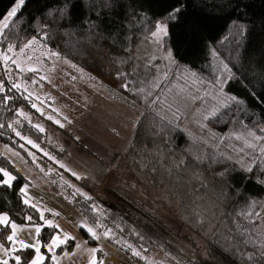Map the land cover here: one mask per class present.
<instances>
[{
  "label": "trees",
  "instance_id": "trees-1",
  "mask_svg": "<svg viewBox=\"0 0 264 264\" xmlns=\"http://www.w3.org/2000/svg\"><path fill=\"white\" fill-rule=\"evenodd\" d=\"M63 2L26 0L5 30L7 39L0 37L1 44L18 46L35 36L39 43L141 110V123H136L122 154L132 173L154 195L175 204V219L180 227L167 228L170 224L159 216L101 198L92 191L88 179L64 173L58 166L64 151L49 140L45 131L20 115L22 108L29 113L34 109L30 99L24 98L28 93L22 88L12 89L7 80L0 96L11 99L0 100V143L17 151L29 164L35 166L38 161L43 169L51 167L59 194L81 213L99 239L133 264H252L247 254L262 244L259 225L264 210V184L256 181L264 180V171H260L264 162L257 158L253 163L252 156L233 151L232 146L239 148L242 141L229 137L246 131L245 125L247 130L264 136L256 127L264 126V104L257 103L250 94L264 99V0H112L110 8H99L98 0H71L74 7L64 19L47 15ZM15 3L16 0H0V21ZM178 6L183 10L168 22L166 44L157 45L151 37V21L162 19ZM45 23L48 28L42 27ZM45 32L48 38L42 39ZM165 48L171 50L176 63L164 59ZM225 64L239 80L229 81L224 93L236 95L245 103L229 104V109L221 108L216 117L202 119L206 125L202 128L195 119L200 120L217 103L211 96L223 100L212 85L218 76L227 75ZM164 71L169 74L168 81L162 91L154 90V95L160 92L162 100L167 96L171 111L161 105L149 107L153 97L146 101L143 93L136 95L120 87L122 82H131L132 89L144 88L147 92L154 75ZM120 73L125 76L121 78ZM174 85H186L193 95L204 96L208 92L211 96L192 101L186 93L177 95L179 87ZM177 108L179 112L173 116ZM28 139L39 147L33 148ZM253 155L258 157L259 153ZM197 156L204 157L202 163L195 159ZM241 162L252 165L254 173L244 172ZM0 167L17 178L11 188L0 183V214L7 215L10 223L16 225H42L48 214L42 219L35 208L23 203L20 188L28 180L1 151ZM226 168L231 171L222 183L216 173ZM257 212L259 219L252 215ZM109 229L112 239L103 235ZM56 231V227L46 225L37 235L44 256L41 264H54L46 245ZM186 231L202 243L196 245L191 235L184 234ZM10 233V224L0 225V242L4 246L9 244L6 237ZM81 234L87 243L96 244L85 231L81 230ZM126 244L140 251L143 258L133 256ZM71 248L72 241H68L56 252ZM202 251L207 254L206 260ZM16 255L30 264L35 249L23 248ZM97 257L100 258L99 251ZM9 264H15L14 259Z\"/></svg>",
  "mask_w": 264,
  "mask_h": 264
},
{
  "label": "rangeland",
  "instance_id": "rangeland-1",
  "mask_svg": "<svg viewBox=\"0 0 264 264\" xmlns=\"http://www.w3.org/2000/svg\"><path fill=\"white\" fill-rule=\"evenodd\" d=\"M23 44L16 46L13 53L7 54L17 59L25 71L20 72L11 62L5 65L0 57V84L4 80L11 84L20 83L22 89L27 88L26 93H31L30 104L35 103L40 111L31 106L33 112L29 113L27 108H22L20 113L23 112L32 125L39 126L38 129L42 127L49 140L64 151L63 159L58 163L59 167L61 164L65 165L61 167L64 173L72 175L74 171L80 179H88L92 191L101 198L115 200L125 207L159 216V219L170 224L167 228L180 227L175 219V204H169L160 196L154 195L145 182L132 173L128 160L122 154L127 139L140 118L141 110L92 80L65 58L51 55L53 51L42 43L38 42L26 49L23 55L20 54L19 48ZM7 46L8 44L2 45L0 42V53H6ZM28 56L33 59L28 61ZM28 68H36L37 71L29 72ZM48 116L53 119L49 120ZM57 120L60 121L59 124L56 123ZM195 121L199 124L203 122L202 117ZM0 151L25 174L28 183L38 186L36 188L41 187L42 192L49 189L53 193H59L53 182L54 170L51 167L43 169L38 161H35V166L29 164L17 151L3 143H0ZM64 173L63 177L66 178ZM59 177L57 176V181L60 182ZM34 228L23 226L18 228L22 230L16 232L27 233V229ZM259 231L264 243V210L261 212ZM184 234L191 235L196 245L202 243V240L188 231ZM13 245L14 241H11L10 246L3 245L0 248L8 261L9 256L15 253L10 254L12 251H9L6 254L5 249L11 250ZM40 254L42 255L41 252ZM206 255L202 251L205 260ZM35 258L36 256L33 259Z\"/></svg>",
  "mask_w": 264,
  "mask_h": 264
},
{
  "label": "snow or ice",
  "instance_id": "snow-or-ice-1",
  "mask_svg": "<svg viewBox=\"0 0 264 264\" xmlns=\"http://www.w3.org/2000/svg\"><path fill=\"white\" fill-rule=\"evenodd\" d=\"M25 4H26V0H16V3L11 8V10L6 14V16L3 18V20L0 21V37H4V39H7L6 34H5V30L9 28V26H10L9 22L12 21V19L14 17H17V13L21 11V9L25 6ZM111 5H112V0H98L99 8H110ZM94 6H96V5H94ZM72 7H74V5L71 3V0H64L63 4L61 6L55 8L54 10H49L47 15L49 17L54 16L55 20L64 19L66 16L69 15V11ZM182 10L183 9L181 6L175 7L170 12H168L167 15H165L162 19L151 21V24H152L151 37L155 38V42L157 43V45L166 44L165 38L168 36V27H169L168 22L175 20L177 18V15L182 13ZM96 15L97 16L100 15L99 11H97ZM55 20L51 21V22H55ZM42 27L48 28L49 24L45 23L42 25ZM240 34H243L242 28L240 29ZM47 38H48V35H47V32H45L42 39H47ZM0 42H2V41H0ZM37 43H38V38L35 36L32 37L30 40L25 42L19 48L20 54L23 55L25 53L26 49L32 48ZM15 47L16 46L13 44H8L7 52L6 53H0V57H2L5 65H7L9 62H11V64L16 65V68L20 72H24L25 69L23 67H21V64L17 62V59H13L12 57H10L7 54V53H13ZM165 52H166V55H165L164 59L169 60L171 63H176V61L173 59L171 50L165 48ZM51 55L59 56V54L55 53V52L51 53ZM32 59H33V57H31V56L27 57L28 61H31ZM153 67H155V66H153ZM224 70L227 73V75L223 76V78L218 76L212 85V87L218 91L219 95L221 97H223V100L218 99L217 96H211V93H208V92H206L204 94V96L193 95L192 93L187 91L186 85H182V86L174 85L173 86V87H179V91L177 92V95H180L181 93H186L187 97L190 98L192 101H195L197 99L204 100L206 97H209V96H211V98L213 100L217 101V103L212 106V109L210 112L202 115L203 120H209L211 117H216L218 115V113H220L221 108L229 109V104L234 103L236 105H243L245 103L243 100L239 99L236 95H230L229 96V95L224 93V87L229 81H232V80L238 81L239 80V77L235 76L232 73V70L228 67L227 64L224 65ZM28 71L29 72H36L37 69L36 68H28ZM168 75L169 74L167 71H164V72L159 73V74H155L154 78L152 80V83H151V89L148 90L147 92H145L144 88H138L135 90L132 89L130 87L131 82H122L120 84V87L122 89L127 90V91H134L136 93V95H140L143 93L146 101L148 100V97H153L151 99V101H149V107H152L154 105H161L163 107H166L167 110L171 111L172 110V104L167 103V96H165L164 99L162 100L161 96H160V92H155V95H154V90H156V89H160L161 91L163 90L162 85L168 81ZM195 75L196 74L193 72L192 76L195 77ZM120 76H121V78H123L125 76V74L120 73ZM193 83H195V81H193ZM200 83H203V81H200ZM21 87H22V85L20 83H13L11 85V88L16 89V90H20ZM4 91H5L4 85L0 84V93H3ZM24 91H27V88H25ZM169 92H171V89H169ZM250 94L252 95L253 99L256 100L257 103L264 104V99H262L261 97H257L255 95V93H250ZM24 98L30 99L31 93H29L28 96H26ZM10 99H11V97L0 96V100H3L4 102H7ZM31 106L33 108H37V105L35 103H33ZM37 111H40V109L37 108ZM178 112H179V109L177 108L173 112V116H176ZM198 114H199V112H198ZM20 115H24V113L21 112ZM157 115H159V113H157ZM224 115H227V112H225ZM48 119L51 120V119H53V117L48 116ZM161 119L164 120V119H166V117H161ZM56 123L59 124L60 121L57 120ZM136 123H141V121L137 120ZM169 123H171V121H169ZM9 126L11 127V125H9ZM60 126L63 127L62 124ZM200 126L202 128L206 127V125L203 123H201ZM0 127H3V125H0ZM37 127H39V126H37ZM256 127L259 128L260 132H264V126L256 125ZM245 129H246V131L241 132L239 134H233L232 136L229 137V139L234 138L237 141H242L241 147L236 148L235 146H232L233 151H235L237 153H243L245 156H252L253 163H255L257 158L260 159L262 162H264V136L257 135L255 132H253L251 130H247V125H245ZM39 130L41 132L44 131V129L42 127L39 128ZM16 135L20 136L21 139H26L25 137L21 136V134L19 132H16ZM213 137L215 138V134H213ZM27 143L31 144L33 148L39 147L37 144H35L30 139L27 140ZM21 147H23V145H21ZM248 150H250V151H248ZM255 153H259V156L257 157L256 155H253ZM13 155H18V153H13ZM29 155H32V154L29 153ZM45 155H47V153H45ZM195 159L198 162L202 163L204 160V157L197 156V157H195ZM228 159H231V158L228 157ZM60 167L63 168V167H65V165L61 164ZM241 168L246 173H249V174L254 173V168L252 165H246V164L241 162ZM229 171H231V169L226 168V169L221 170V171L216 173V175L221 177L222 183H224L226 181L227 173ZM260 171H264V169H260ZM0 173H2L3 177H6V179H3V181H2L3 185L7 186L8 188H11L12 182L14 180H16L17 178L15 176L11 175L4 167H0ZM72 175L76 176L77 179L81 178L74 171L72 172ZM256 182L260 183V184H264V180L257 179ZM20 191L22 193H25V195H26V189L25 188L20 189ZM77 191H79V189H77ZM89 199H90V197H89ZM23 203L28 204L29 200L27 198H25L23 200ZM32 207H35V205H32ZM252 215H255L258 219L260 218V213H258V212L254 213ZM41 218L43 219L42 213H41ZM27 219L29 221H31L32 217L29 216ZM46 223L51 227H58V225H53L51 221H46ZM9 224H10V227L12 230V234L8 235L6 237V239L8 241H14V237H15L16 231H17V225L15 223H10L9 217L7 215H0V225L9 226ZM210 227H214V226L210 225ZM35 231L38 235L40 233V228L36 227ZM87 232L90 233L94 239H99V236H97L96 232L92 228H90V227L87 228ZM103 235L105 238H110V239L113 238L110 229L105 231L103 233ZM74 239H75L74 237H70L67 234L64 235L63 239H61L60 235H56L52 239L51 245L49 246V251H52L53 247L59 246L61 244H66L69 240H74ZM20 243H21L22 248H28L29 247V245L23 244V242H20ZM116 243H120V241L116 240ZM2 247H3V245L0 244V248H2ZM78 247H79V245H78ZM126 247H127V249L131 250L133 256L143 258L141 256V252L132 248L131 245L126 244ZM9 251L15 252L16 249L15 248H13L11 250L5 249L6 254ZM35 251H36V258L31 261V264H41V262L44 260V256H42L40 254V248L39 247H36ZM90 251L93 254H95L97 251H102V250L93 248V249H90ZM52 259H56L55 256H53ZM247 260L251 261L252 264H260V261L264 260V243H262L260 245L259 249H257L256 251L248 253L247 254ZM14 261H15V264H25V262L22 261V258L19 255L14 256ZM0 264H9V261L7 259H5L3 261H0ZM90 264H97V261L95 259H92L90 261ZM99 264H103V261H99Z\"/></svg>",
  "mask_w": 264,
  "mask_h": 264
},
{
  "label": "crops",
  "instance_id": "crops-1",
  "mask_svg": "<svg viewBox=\"0 0 264 264\" xmlns=\"http://www.w3.org/2000/svg\"><path fill=\"white\" fill-rule=\"evenodd\" d=\"M21 173L23 174V172ZM0 174L2 175V173ZM23 176L27 179L25 174H23ZM3 179H6V177H3L2 175V180L0 181L1 184H3L2 183ZM36 187L38 186H33V184L27 182L24 183L20 188V189L22 188L26 189V195L25 193L21 192L22 200L27 198L29 200L28 204L31 206L35 205V207L33 208H35L40 215L41 213L43 214V216L48 214V217H44L45 219L42 225H38V224L24 225L27 228L35 227L34 229L31 230L27 229V233L22 231L16 232V235L14 237V245H13V248H15L16 251L14 252L15 253L14 255L12 254L13 252L10 253L12 254V256H9L10 259H14V256H16V252L23 249L21 247L20 242H23V244L29 245V247H32L34 249L36 247H39V243L37 240V233L35 229L36 227H39L41 229L43 226L48 225L46 221H51L53 225H58V227H56L57 231L53 234L50 241L46 245V250L50 254L51 259L53 256H55L56 259H52L54 264H90V261L92 259H95L97 263H99V261H103V264H133L129 259H127L125 256L120 254L116 249L110 246L106 241L102 239H94L91 236V234L87 232V228L90 227L94 231L95 229L87 222V220L81 215V213L75 207H73L71 204L65 201L63 196H61L59 193L57 194L53 193L49 189H46V192H42L40 189L41 187L39 188ZM19 227L21 228L23 226L17 225V230H22V229H18ZM81 230L85 231L92 239H94L96 244L90 245L89 243H87L85 238L81 234ZM11 234H12V230L10 235ZM65 234L75 238L74 240H69L72 241V248L69 251H63L61 253H57L56 249L64 245L61 244L59 246L53 247L52 251H49V246L51 245L54 236L60 235L61 239H63ZM30 237L32 238L30 239ZM10 244L11 241H9L8 245L10 246ZM93 248L102 250L99 251L100 258L97 257V252L93 254L90 251V249ZM35 256H36V251H35ZM5 259H7V257L1 252L0 249V261H3Z\"/></svg>",
  "mask_w": 264,
  "mask_h": 264
}]
</instances>
